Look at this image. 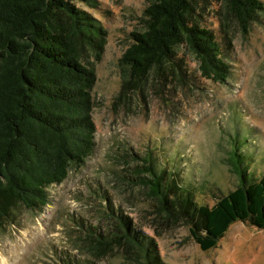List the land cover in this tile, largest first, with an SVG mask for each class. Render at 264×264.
<instances>
[{"label":"trees","instance_id":"16d2710c","mask_svg":"<svg viewBox=\"0 0 264 264\" xmlns=\"http://www.w3.org/2000/svg\"><path fill=\"white\" fill-rule=\"evenodd\" d=\"M145 1L143 30L131 32L119 59L116 104L141 95L148 84L158 92L190 87L196 78L182 48L194 56L201 78L225 83L231 67L216 34L203 24L206 10L218 4L226 43L230 29L246 34L264 14L261 0ZM106 36L101 22L74 0H0V227L20 206L47 205V188L60 184L92 153L96 78L91 66L101 59ZM244 141L235 137L228 158L239 184L212 206L198 203L191 183L175 179L172 161L158 163L151 151L130 156L141 162L128 185L146 189L155 215L189 225L202 250L215 247L236 220L264 229V173L249 174ZM119 176L125 182V175ZM100 217L108 226L85 228L84 255L97 260L120 247L121 264H160L151 239L109 197ZM64 263L93 264L86 258Z\"/></svg>","mask_w":264,"mask_h":264},{"label":"rangeland","instance_id":"374dc122","mask_svg":"<svg viewBox=\"0 0 264 264\" xmlns=\"http://www.w3.org/2000/svg\"><path fill=\"white\" fill-rule=\"evenodd\" d=\"M74 1L107 30L102 57L91 66L96 78L91 89L95 146L80 167H72L60 184L47 188V205L20 206L14 219L4 222L0 264H65L85 258L93 264H121L116 255L120 247L93 260L81 245L85 228L101 222L108 226L100 217L105 197L151 239L160 264H264V229L236 220L215 247L202 250L189 225L155 215L146 189L128 185L133 167L141 162L130 156L151 151L158 163L172 161L175 179L191 183L198 203L212 206L239 184L228 161L235 137L240 141L245 137L241 149L251 158L249 174L259 178L264 173V14L246 34L230 29L226 43L218 4L206 10L203 24L216 34L231 67L225 83L201 78L194 56L182 48L196 78L190 87L158 92L148 84L141 95L116 104L119 59L132 41L131 32L143 30L147 2ZM121 174L125 182L120 181Z\"/></svg>","mask_w":264,"mask_h":264},{"label":"bare ground","instance_id":"6f19581e","mask_svg":"<svg viewBox=\"0 0 264 264\" xmlns=\"http://www.w3.org/2000/svg\"><path fill=\"white\" fill-rule=\"evenodd\" d=\"M6 262V261H5ZM5 264V263H4Z\"/></svg>","mask_w":264,"mask_h":264}]
</instances>
